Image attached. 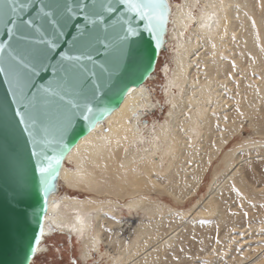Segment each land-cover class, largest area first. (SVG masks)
Wrapping results in <instances>:
<instances>
[{
    "label": "bare ground",
    "instance_id": "obj_1",
    "mask_svg": "<svg viewBox=\"0 0 264 264\" xmlns=\"http://www.w3.org/2000/svg\"><path fill=\"white\" fill-rule=\"evenodd\" d=\"M167 1L163 49L171 46L172 55L163 68L164 119L153 117L159 101L148 85L155 78L151 73L78 139L49 196L35 255L48 252V237L60 231L73 234L85 263L98 253L109 260L105 264H154L164 246L181 242L173 239L180 227L169 221L173 210L152 195L164 192L181 200L195 194L218 156L224 169L213 173L196 215L217 216L227 196L247 195L264 203V187L249 185L235 162L239 150L257 142L227 147L239 124L245 119L250 124L251 113L264 101V0ZM242 112L245 118L239 120ZM60 186L66 190L62 195ZM124 209L142 217L122 223ZM123 227L129 241L120 237ZM251 245L258 246L253 255H241L234 264H264V242Z\"/></svg>",
    "mask_w": 264,
    "mask_h": 264
},
{
    "label": "water",
    "instance_id": "obj_2",
    "mask_svg": "<svg viewBox=\"0 0 264 264\" xmlns=\"http://www.w3.org/2000/svg\"><path fill=\"white\" fill-rule=\"evenodd\" d=\"M109 5L119 7L114 0H31V6L15 17L0 13V264H30L63 160L90 131L79 117L75 132L65 141L68 147L62 149L58 128L71 115L69 102H91L94 110L106 109L101 121L119 106L128 89L154 71L168 19L156 47V41L149 44L146 31L142 37L127 35L129 26L143 31L142 22L123 9L106 11ZM38 8L43 13L38 14ZM24 20L32 24L25 26ZM29 113L39 115L38 127L45 130L47 141L35 151L61 157L46 201L37 171L43 155H33V140L41 137L34 136L30 122H22Z\"/></svg>",
    "mask_w": 264,
    "mask_h": 264
},
{
    "label": "rangeland",
    "instance_id": "obj_3",
    "mask_svg": "<svg viewBox=\"0 0 264 264\" xmlns=\"http://www.w3.org/2000/svg\"><path fill=\"white\" fill-rule=\"evenodd\" d=\"M170 1L172 3L182 2V0ZM198 8L197 6L194 7L192 13L195 14ZM188 28H191V25ZM187 33L188 31L185 30L186 35ZM171 55L172 49L169 45L160 51L155 69L152 72L155 78L148 82L149 88L153 91L156 99L155 101H159V106L153 114V117L158 121L164 119L167 109L162 100L165 84L163 68L166 63L170 62ZM251 57L255 60L253 53H251ZM252 73L254 74L255 71ZM259 106L260 104L257 107ZM257 110L254 111L255 114H253L254 112L251 113L252 121L250 124H248L247 119L239 124L238 131L233 135L227 147L238 146L241 149L244 143L257 142L255 145L248 146L247 150H239L238 154L236 153L235 155L237 157H235V162H239L245 181L249 185L264 187V101L261 102V106ZM242 114L243 112L241 116L239 114V120H242L243 117L245 118ZM147 119L146 122L150 123L151 118L149 115ZM219 160L218 156L212 161L195 194L185 196L181 200H176L172 194L164 192H160V194L157 192L152 195V200L164 201L173 210V213L169 216V221L176 220L173 222V226H180L175 231L173 239L181 242L177 247L174 245L172 247L171 244L164 246L159 260L154 264H234L241 255H253L258 246L251 245L252 243L264 242V203L253 200L250 196L245 195V197L241 194L237 197L236 195L227 196V200L225 199L220 205L217 216L196 215L199 203L206 199L209 184L214 177L213 173L224 169L223 164L219 163ZM224 174L225 172L219 174L218 180ZM223 190H220V194L224 195V192L221 193ZM65 191L64 187H59V195H62ZM83 195L85 194L81 193L80 196ZM109 198L121 201L117 197L110 196ZM121 202H123V199ZM130 212L125 209L121 211L120 220L122 223L125 221L135 223L142 217L141 213ZM120 237L125 238L126 241L131 238L130 233L127 229L124 230V227L123 231L120 232ZM48 238L46 244L49 251L44 255H35L30 264H105V261H109L105 255L102 258L97 256L98 253H93V257L86 263L79 259V249L73 234L69 233L68 235L56 231ZM106 248L105 243H102V252ZM263 258H260L259 262Z\"/></svg>",
    "mask_w": 264,
    "mask_h": 264
},
{
    "label": "snow or ice",
    "instance_id": "obj_4",
    "mask_svg": "<svg viewBox=\"0 0 264 264\" xmlns=\"http://www.w3.org/2000/svg\"><path fill=\"white\" fill-rule=\"evenodd\" d=\"M115 3L119 5L117 9H113L110 5L105 9L106 11H119L123 9V11L127 14H134V18L138 19L143 24V31L137 32V30L131 26L126 29V34L129 36H143V32L146 31L149 34V44L152 41H156V47L159 46V41L161 37V33L164 30V27L167 23L168 15L170 13V7L167 3V0H114ZM31 6V0H0V13L7 11L13 17L16 16L17 12H23L25 9ZM37 13H43V8H38ZM46 16L47 14L44 13ZM13 25H15V19L12 20ZM25 26H30L32 24L31 20H24L21 22ZM129 24H131V20H129ZM253 27H255V22L253 21ZM8 33H12V28L8 29ZM3 49V45H0V50ZM154 51V48H153ZM61 57L64 56L63 53L60 54ZM20 60H23V56H20ZM19 66V64H18ZM34 73H30L32 75ZM129 92L132 89H128ZM93 98H95V93H93ZM68 108L71 112V115L65 117L59 124L58 134L60 138V143L62 145V149H66L68 147V143L65 141L72 136L75 132L76 124L75 120L79 117L83 118V121L87 122L88 129L94 126L96 122L99 121L106 109L94 110L91 102H85L83 105L73 104L69 102ZM19 115V113H17ZM25 124L31 123V129L33 131L34 136H40V140H33L34 144V156L43 155V159L37 165V171L40 173V189L44 193V198L46 201L48 186L51 185V177L57 175V168L60 164V155H52L48 156L42 153L35 151L36 147L42 146L47 141L43 139L44 129L38 127L39 124H42V121L39 119V115L29 113L27 120L22 121ZM28 130V129H26Z\"/></svg>",
    "mask_w": 264,
    "mask_h": 264
}]
</instances>
